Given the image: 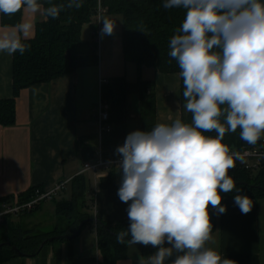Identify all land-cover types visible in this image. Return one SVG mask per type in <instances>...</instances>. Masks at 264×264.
I'll return each instance as SVG.
<instances>
[{
    "label": "clouds",
    "instance_id": "1",
    "mask_svg": "<svg viewBox=\"0 0 264 264\" xmlns=\"http://www.w3.org/2000/svg\"><path fill=\"white\" fill-rule=\"evenodd\" d=\"M162 6L185 12L168 43L183 102L171 123L131 131L115 150L122 174L117 195L128 205L129 219L116 243L157 249L138 264H236L206 246L209 207L224 214L221 193L235 189L241 213L252 209L228 175L245 157L223 140L237 129L248 145L264 136V0H162ZM82 7L83 0L48 7L42 0H0V13L9 16L43 9L46 18L58 19L66 8ZM103 25L101 34L112 35L114 21L104 19ZM33 27L23 22L0 36V52L24 54L31 45L22 36ZM181 108L191 114V124L180 118ZM213 131L215 137L205 135Z\"/></svg>",
    "mask_w": 264,
    "mask_h": 264
},
{
    "label": "crops",
    "instance_id": "2",
    "mask_svg": "<svg viewBox=\"0 0 264 264\" xmlns=\"http://www.w3.org/2000/svg\"><path fill=\"white\" fill-rule=\"evenodd\" d=\"M119 17L105 13L102 21L116 19L120 24ZM46 20L43 9L34 14L23 9L21 23L30 22L34 27L22 39L33 38L37 25ZM14 29L15 26H4L0 17V36ZM119 35L120 32L115 36L101 35L107 51L113 48ZM137 73L138 79L154 83L156 124L171 123L177 118L182 104L178 73H160L148 67L141 68ZM109 75L100 56L98 65L80 67L51 81L23 88L16 97L15 124L9 127L0 125V200H21L33 188L49 190L58 182L69 179L67 188L57 195L60 198L54 205L56 212L57 202L71 199L73 178L83 174L89 185L85 210L91 217L79 235L45 244L36 255L19 254L0 264H96L98 261L104 264L98 245V222L113 226L128 218V205L121 202L117 195L122 174L119 168H115V187L101 188L100 181L109 175L111 168L80 172L85 162L95 159L102 146L103 135L97 124L101 88L103 80L117 77ZM11 97L13 55L0 52V99ZM130 106L128 133L140 130L138 95L136 98L130 97ZM179 116L182 118V108ZM251 200V211L242 214L234 198L225 199L223 205H226L227 211L224 214L216 213V227L206 242L207 247L216 250L222 258L234 260L236 264H264V216L259 201ZM44 204H41L39 212ZM20 215L0 221V239L11 233L8 222L20 226L21 221L15 217ZM144 247L142 244L128 245L127 256L117 264H138L141 257L146 258ZM156 250L149 245L150 255Z\"/></svg>",
    "mask_w": 264,
    "mask_h": 264
},
{
    "label": "trees",
    "instance_id": "3",
    "mask_svg": "<svg viewBox=\"0 0 264 264\" xmlns=\"http://www.w3.org/2000/svg\"><path fill=\"white\" fill-rule=\"evenodd\" d=\"M44 7L50 4H66L67 0H42ZM102 6L106 14L120 15L121 40L124 60L141 68H153L160 73H178L179 68L175 60L168 56V43L174 30L180 26L185 12L182 9H165L162 0H102ZM98 9V0H83V7L79 10L65 9L58 19L47 18L45 22L36 27V34L31 39H23L31 45L24 54L13 55V97L0 99V125L9 127L16 122V97L23 88L35 84L51 81L63 74L74 72L80 67L99 64V42L94 38V19ZM23 8L9 16L0 13L4 26H16L21 23ZM92 26L90 40L82 37L84 27ZM143 28L144 31H140ZM69 51L71 57L65 56ZM171 60V63L169 61ZM136 93L139 96V127L140 130H151L156 125V99L154 83L139 78L136 82H130L125 76H117L103 83L101 99L110 104V122L113 128L102 136V151L105 159L117 156L116 148L122 145L128 134L130 120V97ZM183 83L181 80V103L183 102ZM223 122V117L221 118ZM182 120L192 123L191 114L183 111ZM240 129L235 133L226 134L223 143L230 149H242L254 147L240 139ZM205 135L215 137L216 133ZM264 146V136L257 142ZM100 181L101 188L115 187L114 171ZM228 175L233 179L237 187L241 188V194L251 199L264 198V159L260 169L249 172L240 166L228 170ZM88 180L80 174L73 178L72 197L70 200L57 202L56 213L67 218V227L61 230L56 227L47 233L31 234L20 226L8 222L10 232L0 239V263L21 252L36 255L41 244L52 242L50 237L58 235H74L81 226V230L90 222L91 215L85 210L87 207ZM34 193V188L21 197V201L28 200ZM235 189L230 193H221L223 204L227 198H234ZM6 199L0 200V203ZM41 207L26 211L29 214ZM212 231L216 227V212L209 207ZM11 216H7L10 218ZM6 218V219H7ZM6 225V226H7ZM129 219L118 221L110 226L102 221L98 222L97 238L104 264H117L127 256L128 245L116 243V233L120 229H126ZM5 231V230H4ZM80 234V233H79ZM78 234V235H79ZM127 239V238H126ZM13 247L17 248L14 250ZM149 245L144 247V255L149 254Z\"/></svg>",
    "mask_w": 264,
    "mask_h": 264
},
{
    "label": "built area",
    "instance_id": "4",
    "mask_svg": "<svg viewBox=\"0 0 264 264\" xmlns=\"http://www.w3.org/2000/svg\"><path fill=\"white\" fill-rule=\"evenodd\" d=\"M106 9L102 6V0H98V9L94 19V38L99 42L101 38V29L103 28L102 17L105 15ZM108 80H103V83ZM97 124L101 135L108 133L112 130L113 125L110 122V104L109 102L102 100L100 101V109L97 115ZM233 152H239L245 157L244 162L236 161V166H240L249 172H256L261 168L264 159V146L257 145L254 147H244L242 149H230ZM121 159L120 156H116L112 159H105L103 157L102 148L96 153L94 160H90L84 163L80 173L87 171L97 172L102 168H118L117 164ZM70 180H62L58 182L52 189L42 190L35 188L34 193L30 199L21 201L19 199L10 201L4 200L0 204V221L5 219L7 216L22 214L26 211H31L40 206L43 202L54 199L57 195L64 191ZM96 264H102L97 262Z\"/></svg>",
    "mask_w": 264,
    "mask_h": 264
},
{
    "label": "rangeland",
    "instance_id": "5",
    "mask_svg": "<svg viewBox=\"0 0 264 264\" xmlns=\"http://www.w3.org/2000/svg\"><path fill=\"white\" fill-rule=\"evenodd\" d=\"M121 18V17H119ZM114 21V32L113 36L118 34L121 30L120 24ZM91 25L87 24L83 29V39L87 40L91 38ZM116 43L112 45L113 48H110L109 51L106 50L103 36L100 39L99 46V55L103 59L104 69L107 73H110L109 77L115 76H125L129 81L138 80V71L137 65L133 62H128L124 60L123 49H122V40L121 35L117 36ZM133 71V73H132ZM137 97L136 93L132 94L131 97ZM59 196L55 197L54 200H48L47 204H44L43 209L39 212L36 210L29 214H21L20 216H15L20 222V227L25 231H29L31 234L47 233L53 231L56 227H59L61 230L66 229L67 227V218L65 216H60L55 212L54 205L56 201L59 200ZM261 206L262 217L264 216V198L258 199Z\"/></svg>",
    "mask_w": 264,
    "mask_h": 264
},
{
    "label": "water",
    "instance_id": "6",
    "mask_svg": "<svg viewBox=\"0 0 264 264\" xmlns=\"http://www.w3.org/2000/svg\"><path fill=\"white\" fill-rule=\"evenodd\" d=\"M65 56L68 57V58H70V57H71L70 52L67 51V52L65 53ZM262 189H264V188H262ZM91 220H92V219H91ZM80 230H81V226H80V228L77 230L76 234H74V235H58V236H55V237H50V238L48 239V241L52 242V241H54V240H62V239H70V238H73V237L77 236V235L80 233ZM45 243H46V241H44V242L41 244L40 250H41V248L45 245ZM2 245H3V244H0V247H1ZM13 249H14V250H17V248H15V247H13ZM20 255H27V254L21 252Z\"/></svg>",
    "mask_w": 264,
    "mask_h": 264
}]
</instances>
